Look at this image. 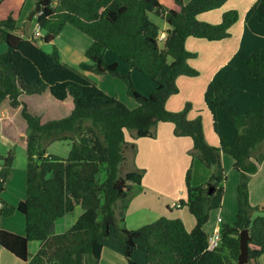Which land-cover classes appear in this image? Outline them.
I'll use <instances>...</instances> for the list:
<instances>
[{
    "label": "trees",
    "instance_id": "1",
    "mask_svg": "<svg viewBox=\"0 0 264 264\" xmlns=\"http://www.w3.org/2000/svg\"><path fill=\"white\" fill-rule=\"evenodd\" d=\"M33 1L41 6L34 11L37 37L27 35L11 13L0 19V40L6 44L0 51V102L8 99L12 107L22 105L27 124L25 198L16 205L0 199V215L15 211L23 215L24 234L0 229V246L25 264H97L109 241L121 247L127 264H238L240 232L247 229L249 260L245 264H260L264 214H253L264 211V206L250 203L248 182L264 159V0H256L247 11L238 50L216 71L204 93L219 137L217 146L205 140L200 115L187 118L189 102L179 111L167 109L166 103L179 92V76L199 74L189 64L196 53L187 50L186 39L229 37V28L238 19L236 10L225 11L219 23L197 18L227 0H171L175 8L160 0ZM151 14L167 28L162 30ZM65 25L92 39L80 68L122 80L134 108L63 64L57 47L49 52L42 48ZM107 51L150 78L155 83L152 91L138 92L131 72L121 70L118 61H107ZM45 91L58 101L70 96L71 112L42 122L20 99L23 93ZM159 122H171L174 135L190 137V154L211 169L208 179L198 185L191 182V167L185 174L186 197L179 203L195 217L191 231L180 218L164 216L136 229L124 225V209L144 174L142 168L120 170L126 151L136 149L127 136L154 138ZM61 140L71 142L67 156L47 151L52 142ZM12 153L0 158V190ZM222 153L233 159L239 172L237 210L234 221L219 227L218 245L209 249L203 227L210 212L222 205L227 177ZM77 205L80 215L68 229L55 233L56 220ZM33 240L39 246L30 253ZM137 249L144 253L143 263L135 260Z\"/></svg>",
    "mask_w": 264,
    "mask_h": 264
},
{
    "label": "crops",
    "instance_id": "2",
    "mask_svg": "<svg viewBox=\"0 0 264 264\" xmlns=\"http://www.w3.org/2000/svg\"><path fill=\"white\" fill-rule=\"evenodd\" d=\"M160 1L168 8L176 7L171 0ZM188 1L184 0L185 3ZM255 1L227 0L220 8L197 15L200 21L219 23L225 11L234 9L238 13V19L229 28V37L224 39L210 41L191 36L186 39L187 50L196 53L194 58L189 59V64L197 69L199 74L196 76H179L177 78L179 92L170 96L166 103L167 109L179 111L189 102L190 109L187 118L193 119L198 115L201 116L205 140L211 145L217 146L219 137L214 131L212 113L205 102L204 93L216 71L226 64L238 50L244 30L246 13ZM157 20L159 21L155 22L162 30H165L167 24L161 19ZM32 21L34 23L31 29ZM26 24L27 22L21 28L25 30ZM36 25V16L34 15L27 34H32ZM72 27L71 25H65L57 37L48 45H51V48L53 46L57 47L63 64L80 73L106 93L111 94L95 81L97 79L102 80L105 75H98L80 68L79 64L85 60L84 53L91 45L92 39ZM64 34H67V36ZM4 50L3 47H0V51ZM76 67L79 70H76ZM128 70L132 73L130 68ZM153 87L154 84L150 87L149 93ZM113 96L121 100L118 95ZM20 99L33 114L41 118L42 122L66 116L73 109V101L70 96L64 101H58L51 96L49 91L42 94L23 93L20 95ZM26 132L27 124L22 116V105L12 107L8 99H3L0 102V158L7 156L11 151L13 152V159L8 176L2 184L3 192L0 196L3 197L1 198L3 201L12 205H16L25 198L24 192L21 190L23 184L20 183V174L17 188H15L14 176L15 171H21L23 178L26 173ZM127 141L134 143L136 149L134 152L131 149L126 151L125 162L121 165L122 173L142 168L144 174L140 185L135 187L134 193L124 209V225L128 229H136L155 221L160 216H164L167 218H180L186 230L191 231L196 223L195 217L189 212L187 206H173L172 203H177L186 197L185 174L189 167L192 168L191 182L194 185L203 183L211 174V169H207L203 163L190 154L192 149L191 138L174 135L173 123L159 122L154 138H132L127 136ZM70 143L69 140L54 141L47 147V151L65 157L68 154ZM221 157L227 177L223 183L222 205L210 212L209 219L203 227L209 236L214 230L219 229L222 223H231L237 210L236 187L239 181V172L234 169L233 159L230 156L222 153ZM1 162L3 163L0 159ZM127 163L129 164L128 167L126 166ZM9 181L12 182L11 188L8 186ZM14 181L15 184L13 185ZM248 194L252 205L264 206V159L258 165L257 171L250 175ZM0 202L2 204V201ZM115 213L119 217L118 208L115 209ZM62 219H66V221L63 220L62 222ZM69 219L64 217L57 219L55 233L68 229L73 221L72 218ZM0 229L23 235L24 218L20 216L18 211H15L9 217L0 216ZM31 244L29 242V247H31ZM38 246L39 244L35 247L36 250ZM257 260L260 264H264V253ZM0 264L25 263L0 246ZM97 264H127V262L121 247L116 242L109 241L105 243Z\"/></svg>",
    "mask_w": 264,
    "mask_h": 264
},
{
    "label": "rangeland",
    "instance_id": "3",
    "mask_svg": "<svg viewBox=\"0 0 264 264\" xmlns=\"http://www.w3.org/2000/svg\"><path fill=\"white\" fill-rule=\"evenodd\" d=\"M36 6H37V3H35L33 0H0V19L5 18L8 14L11 13L13 15V17L15 18L17 25L19 27H23L24 23L28 22V18L30 16V14L35 11ZM150 19L153 20L154 22L159 21V20H157L159 18H157L156 16H154L152 14L150 15ZM33 23H34V21H32L31 29L33 28ZM76 32H78V31H76ZM64 35L67 36V34H64ZM64 35H63V37L65 38ZM83 36H85V35H83ZM0 47H3L4 49H6V44L1 40H0ZM51 47L52 46L48 45V43L42 44V48L47 52L51 51V49H52ZM105 58L109 62L112 60L118 61L120 64L121 70H123V71L126 69L128 70V65L126 63H124L123 61H121L120 59H118L116 56H114L109 51H107L105 53ZM75 69L79 70L77 67ZM131 77H132L134 88L142 94H148L150 91L149 90L150 87L153 84H155L150 78L146 77L145 75H143L142 73H140L137 70H132ZM96 78H99V77H96ZM95 81L99 84L100 87L106 89L109 93H111L113 95H118L121 98L122 102H124L129 108H134L136 106L133 99L128 97V95L126 93V86H125L124 82L122 80H120L119 78L113 77L111 75H105L102 77V80L97 79ZM128 150H130V149H128ZM56 155H59V154H56ZM0 164H2V162ZM126 166L128 167L129 164L127 163ZM120 168H121L120 169L121 172H123L122 166ZM19 174H20V183L23 184V186L21 185V190L24 192V196H25V176H24V178L21 176V171H15L14 179L16 181V184L14 181L13 185L15 184V188H17V186L19 184ZM11 185H12V182L9 181V183H8L9 188H11ZM2 192H3V189L0 190V195H2ZM1 198H3V197L0 196V199ZM5 199H7V198H5ZM79 212L81 213L82 209L79 205H77L74 210L66 213L63 217L68 218V219L72 218L73 221L70 223V225H72V223L76 220V218L80 214ZM18 213L20 214V216L23 217V215L20 212H18ZM261 214H264V211H257V212L255 211L253 215L256 216V215H261ZM0 216H2V215H0ZM5 217H9V216H5ZM63 220L66 221V219H62V222H63ZM69 220L71 221V219H69ZM30 243H32V244H31V247H29V251L34 252L36 250L35 247L39 243H38V241H35V240L30 241ZM250 246H252V245L250 244ZM135 260L143 263L144 253L142 250L137 249L135 251Z\"/></svg>",
    "mask_w": 264,
    "mask_h": 264
},
{
    "label": "water",
    "instance_id": "4",
    "mask_svg": "<svg viewBox=\"0 0 264 264\" xmlns=\"http://www.w3.org/2000/svg\"><path fill=\"white\" fill-rule=\"evenodd\" d=\"M41 6L39 3H37V6L35 8V11H40ZM34 16V12H32L28 18V22L26 24V28H25V32L26 34L28 33V27L31 23V20ZM250 239V236L248 235V230L247 229H243L240 232V237H239V246H240V252L238 255V264H245L248 262L249 260V244H248V240Z\"/></svg>",
    "mask_w": 264,
    "mask_h": 264
},
{
    "label": "built area",
    "instance_id": "5",
    "mask_svg": "<svg viewBox=\"0 0 264 264\" xmlns=\"http://www.w3.org/2000/svg\"><path fill=\"white\" fill-rule=\"evenodd\" d=\"M28 35V34H27ZM31 36H35L37 37L38 35H40L39 33V28H38V25H36V28L34 30V32L32 34H30ZM164 34L161 33V37L163 36ZM173 206H180V203L177 202V203H172ZM2 206L1 202H0V207ZM220 231L219 229H216L214 230V232L209 236L208 238V248L209 249H213L214 247H216L220 241Z\"/></svg>",
    "mask_w": 264,
    "mask_h": 264
}]
</instances>
